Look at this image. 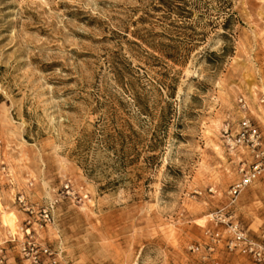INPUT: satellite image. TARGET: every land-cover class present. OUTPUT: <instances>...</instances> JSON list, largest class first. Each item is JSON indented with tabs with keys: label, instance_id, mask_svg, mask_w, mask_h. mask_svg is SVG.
Here are the masks:
<instances>
[{
	"label": "rangeland",
	"instance_id": "rangeland-1",
	"mask_svg": "<svg viewBox=\"0 0 264 264\" xmlns=\"http://www.w3.org/2000/svg\"><path fill=\"white\" fill-rule=\"evenodd\" d=\"M262 95L264 0H0L7 260L31 264L19 251L20 194L58 200L53 223L32 229L61 264L197 260L189 246L207 243L209 215L240 177L221 127L245 96L264 128ZM234 211L262 237L264 176ZM217 258L256 264L223 249Z\"/></svg>",
	"mask_w": 264,
	"mask_h": 264
},
{
	"label": "built area",
	"instance_id": "built-area-1",
	"mask_svg": "<svg viewBox=\"0 0 264 264\" xmlns=\"http://www.w3.org/2000/svg\"><path fill=\"white\" fill-rule=\"evenodd\" d=\"M264 104V95L259 99ZM239 118L228 116L221 127V139L230 156H238L240 177L233 183L227 194L228 203L209 215L210 226L206 230L207 243L193 244L189 251L199 255L195 261L186 264H222L217 258L221 249L252 258L256 264H264V234L261 238L252 236L238 219L234 205L240 194L264 176V128L253 117L252 105L245 96L237 99ZM210 192L215 193L214 188ZM20 207L26 212L27 219L21 227L23 234L19 251L31 264H61V253L50 245L40 242L32 229L34 219L41 226L53 223L54 209L58 200L46 204L30 203L24 194L17 198ZM15 238H12V241ZM0 243V264H11L4 254Z\"/></svg>",
	"mask_w": 264,
	"mask_h": 264
},
{
	"label": "bare ground",
	"instance_id": "bare-ground-1",
	"mask_svg": "<svg viewBox=\"0 0 264 264\" xmlns=\"http://www.w3.org/2000/svg\"><path fill=\"white\" fill-rule=\"evenodd\" d=\"M2 221H3L4 226L9 227L11 231L17 230V216L14 212L7 213L3 211Z\"/></svg>",
	"mask_w": 264,
	"mask_h": 264
}]
</instances>
